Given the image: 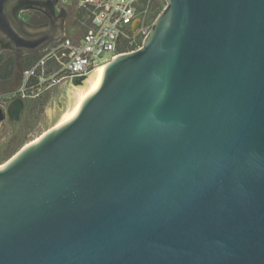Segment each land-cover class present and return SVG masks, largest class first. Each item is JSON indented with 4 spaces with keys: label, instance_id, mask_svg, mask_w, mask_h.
Instances as JSON below:
<instances>
[{
    "label": "water",
    "instance_id": "water-1",
    "mask_svg": "<svg viewBox=\"0 0 264 264\" xmlns=\"http://www.w3.org/2000/svg\"><path fill=\"white\" fill-rule=\"evenodd\" d=\"M57 2L0 0V30L44 52ZM166 3L141 47L29 108L0 164V264H264V0ZM25 106L0 103V127Z\"/></svg>",
    "mask_w": 264,
    "mask_h": 264
},
{
    "label": "built area",
    "instance_id": "built-area-1",
    "mask_svg": "<svg viewBox=\"0 0 264 264\" xmlns=\"http://www.w3.org/2000/svg\"><path fill=\"white\" fill-rule=\"evenodd\" d=\"M86 17L79 23L83 33L66 35L25 68L23 81L11 98H39L60 81L89 75L114 56L141 47L166 0H79ZM155 12V13H154ZM141 20L134 33L132 24ZM132 49V50H134Z\"/></svg>",
    "mask_w": 264,
    "mask_h": 264
},
{
    "label": "flooded vegetation",
    "instance_id": "flooded-vegetation-1",
    "mask_svg": "<svg viewBox=\"0 0 264 264\" xmlns=\"http://www.w3.org/2000/svg\"><path fill=\"white\" fill-rule=\"evenodd\" d=\"M68 0H58L57 5L67 14L65 19V35H67L69 26L72 23L70 17ZM30 6L20 12V18H23L31 26H40L52 22L48 9ZM76 12V11H75ZM74 12V13H75ZM155 13V12H154ZM0 96L7 99L11 98L21 86L24 70L28 63L35 61L43 52L36 51L35 46H16L6 39V35L0 30ZM1 101V100H0Z\"/></svg>",
    "mask_w": 264,
    "mask_h": 264
},
{
    "label": "rangeland",
    "instance_id": "rangeland-1",
    "mask_svg": "<svg viewBox=\"0 0 264 264\" xmlns=\"http://www.w3.org/2000/svg\"><path fill=\"white\" fill-rule=\"evenodd\" d=\"M68 1L69 3H71L68 7L70 10V17L72 19V23L69 26L70 28H69L67 35L73 36L76 38L83 33V28L81 27V25L76 23V20L80 18L78 15L80 13L79 0H68ZM5 98L0 96V100H1L0 103L4 105H8L11 101V98H9V96L7 99ZM37 99L38 98L29 100L31 104L25 107L22 113L21 119L19 121H16L15 123V121H12L9 118H7V120L0 127V159L3 156H5L7 153H9L11 150H13L15 146V142H16L18 128L20 127L29 108Z\"/></svg>",
    "mask_w": 264,
    "mask_h": 264
},
{
    "label": "trees",
    "instance_id": "trees-1",
    "mask_svg": "<svg viewBox=\"0 0 264 264\" xmlns=\"http://www.w3.org/2000/svg\"><path fill=\"white\" fill-rule=\"evenodd\" d=\"M160 12L161 11H159L158 13H155L154 14V16H158L159 14H160ZM79 15V19H77L76 20V23H80L83 19H84V17H86V10L83 8V7H80V13L78 14ZM142 43H143V41H139V45L141 46L142 45ZM135 48V47H134ZM134 48H132V49H134ZM132 49H129V48H126V50L128 51V50H132ZM32 62L33 61H31L30 63H28V65L27 66H29V65H31L32 64ZM11 100H12V98H11ZM26 101V106H29L30 104H31V102L29 101V100H25ZM25 106V107H26ZM15 123H16V121H15ZM19 150V148L17 149L16 147L13 149V150H11L9 153H7L5 156H3L1 159H0V163H3V162H6L7 160H9L17 151Z\"/></svg>",
    "mask_w": 264,
    "mask_h": 264
},
{
    "label": "bare ground",
    "instance_id": "bare-ground-1",
    "mask_svg": "<svg viewBox=\"0 0 264 264\" xmlns=\"http://www.w3.org/2000/svg\"><path fill=\"white\" fill-rule=\"evenodd\" d=\"M99 68H101V67H99ZM99 68H97V69H99ZM97 69H96V70H97ZM94 71H95V70H94ZM94 71H93V72H94ZM90 74H91V73H90Z\"/></svg>",
    "mask_w": 264,
    "mask_h": 264
},
{
    "label": "clouds",
    "instance_id": "clouds-1",
    "mask_svg": "<svg viewBox=\"0 0 264 264\" xmlns=\"http://www.w3.org/2000/svg\"><path fill=\"white\" fill-rule=\"evenodd\" d=\"M14 99V98H13Z\"/></svg>",
    "mask_w": 264,
    "mask_h": 264
}]
</instances>
